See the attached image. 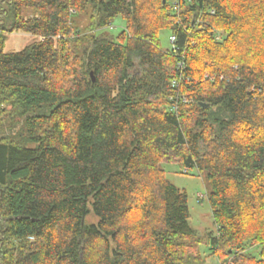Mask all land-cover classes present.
I'll return each instance as SVG.
<instances>
[{"label": "trees", "instance_id": "1", "mask_svg": "<svg viewBox=\"0 0 264 264\" xmlns=\"http://www.w3.org/2000/svg\"><path fill=\"white\" fill-rule=\"evenodd\" d=\"M0 3V264H264V0ZM164 165L205 174L215 235Z\"/></svg>", "mask_w": 264, "mask_h": 264}, {"label": "rangeland", "instance_id": "2", "mask_svg": "<svg viewBox=\"0 0 264 264\" xmlns=\"http://www.w3.org/2000/svg\"><path fill=\"white\" fill-rule=\"evenodd\" d=\"M4 6L0 3V9ZM74 27L78 30H83L89 24V14H79L73 17ZM126 27L125 21L120 17L114 19L111 26L106 28V31L114 36L119 35ZM170 32L163 31L160 33L162 45L165 49H171ZM35 39L24 33H15L9 35L5 44V53H15L29 46ZM167 179L180 190L186 191L189 197V210L191 214L190 225L195 234L200 238H205L207 235L216 234V226L212 217V211L208 200L209 186L205 174H200L196 169L189 170L185 174V170L177 165H164ZM98 218L90 214L86 218L87 224H97ZM207 244H202L200 249L205 255H209ZM256 250V249H254ZM252 250V252L254 251ZM206 264H219L217 259L213 257L207 258Z\"/></svg>", "mask_w": 264, "mask_h": 264}, {"label": "built area", "instance_id": "3", "mask_svg": "<svg viewBox=\"0 0 264 264\" xmlns=\"http://www.w3.org/2000/svg\"><path fill=\"white\" fill-rule=\"evenodd\" d=\"M175 6H176L175 8L178 9L176 3H175ZM171 42H173V43L175 42V38L174 37L171 38Z\"/></svg>", "mask_w": 264, "mask_h": 264}, {"label": "water", "instance_id": "4", "mask_svg": "<svg viewBox=\"0 0 264 264\" xmlns=\"http://www.w3.org/2000/svg\"><path fill=\"white\" fill-rule=\"evenodd\" d=\"M166 0H164V4H165ZM95 81V79H93ZM201 106L205 107V106H209V105H204V104H201Z\"/></svg>", "mask_w": 264, "mask_h": 264}]
</instances>
